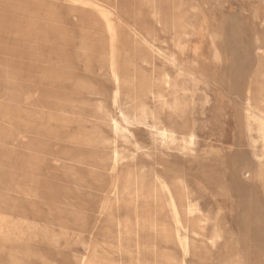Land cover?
<instances>
[{
	"label": "rangeland",
	"instance_id": "374dc122",
	"mask_svg": "<svg viewBox=\"0 0 264 264\" xmlns=\"http://www.w3.org/2000/svg\"><path fill=\"white\" fill-rule=\"evenodd\" d=\"M263 146L264 0H0V264H264Z\"/></svg>",
	"mask_w": 264,
	"mask_h": 264
},
{
	"label": "crops",
	"instance_id": "0c3cea01",
	"mask_svg": "<svg viewBox=\"0 0 264 264\" xmlns=\"http://www.w3.org/2000/svg\"><path fill=\"white\" fill-rule=\"evenodd\" d=\"M77 42H78V46L75 49V57L76 58L86 60L89 57H94L93 56V53H94L93 48H95V47L91 48L90 44L92 43V41H90L89 38L82 36V34H81V36L79 37ZM81 47L84 48L83 52L80 51ZM34 62L38 63L39 60H34ZM32 93H34V90H33V87H30V94H32ZM31 116L35 117L33 114Z\"/></svg>",
	"mask_w": 264,
	"mask_h": 264
},
{
	"label": "bare ground",
	"instance_id": "6f19581e",
	"mask_svg": "<svg viewBox=\"0 0 264 264\" xmlns=\"http://www.w3.org/2000/svg\"><path fill=\"white\" fill-rule=\"evenodd\" d=\"M147 1H149V0H147ZM151 2V1H150ZM160 22H162V21H160ZM83 50H84V48L83 47H81L80 48V51L81 52H83ZM34 115H36V114H34ZM30 130H33V131H37V130H40V129H38L37 127H32V128H30ZM264 147V146H263ZM260 149H262V148H260ZM262 153V152H261ZM114 156V155H113ZM104 160V159H103ZM103 162V161H102ZM106 166V165H105ZM109 196V195H108ZM106 202V201H105ZM102 204H105V203H102ZM102 206H104V205H102ZM99 207H100V205H99Z\"/></svg>",
	"mask_w": 264,
	"mask_h": 264
}]
</instances>
